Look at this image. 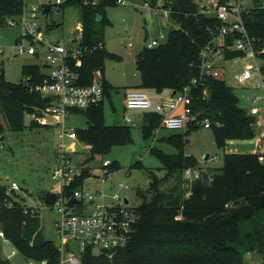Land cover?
Masks as SVG:
<instances>
[{"label":"trees","instance_id":"obj_1","mask_svg":"<svg viewBox=\"0 0 264 264\" xmlns=\"http://www.w3.org/2000/svg\"><path fill=\"white\" fill-rule=\"evenodd\" d=\"M228 1L219 0V3ZM115 5H119L117 0H67L59 5L61 12L66 7L80 10L82 32L78 46L87 53L78 61H69L79 75V84L90 86L99 73L105 95L100 106L77 112L87 117L88 127L76 131L79 139L90 148V157L82 162V178L65 189L67 197L81 190L91 176L87 167L89 161L116 143L132 141L128 127L105 123V103L115 88L104 78L105 61L121 60L106 49L105 42L106 7ZM151 5L171 9L170 17L180 28L169 32L166 43L155 48L145 46L137 54L140 89L156 94L180 93L189 86L186 108L198 119L197 123L189 125L192 127L189 131L200 129L201 122L206 119L219 123L220 127L213 129L216 143L224 151V165L217 169L206 168L202 178L192 183L188 189L191 195L186 197L188 190L183 187V173L188 168H199L196 157L186 154L189 131L167 139L177 148L176 154L169 155L153 148L151 151L159 158L165 176L157 178L145 169L151 175L150 186L146 193L140 194L141 203L137 208L140 220L130 244L113 258L89 246L81 252V264H247L233 244L244 239L250 250L258 247L264 254V224L255 220L258 214L264 213V164L259 161L258 154L232 153L228 147L232 141H250L256 137L257 116L240 106V98L227 84L222 70L218 77H207L192 85V80L201 74V53L218 38L222 23L215 16L204 13L199 0H163L162 3L152 0ZM44 8L49 10L48 16L52 15L50 6ZM25 9V0H0V29L8 19L21 16ZM243 19L249 35L257 40L258 57L264 60V0L249 9ZM59 26L61 24L55 21L46 25L48 32ZM232 41V37H227L226 47L231 46ZM76 43L77 38L72 39V45ZM224 57L229 61L245 57V54L226 49ZM45 69V65L24 66L19 84L8 82L4 72L0 74V137L6 131L3 119L11 132L21 133L26 129V115L31 116L36 107L48 105L49 100L33 90L43 84L47 75ZM161 123L159 114H145V135L159 129ZM29 127L41 125L32 121ZM136 167L144 169L141 162H137ZM117 169L116 165L114 170ZM58 190V186H54L53 191ZM18 198L15 191L9 193L8 188L0 185V203L6 199L14 202L11 208L0 207V232L14 249L32 262L60 264L61 249L56 242L42 238L40 216L25 214L24 204ZM179 217L182 220H178ZM250 221L255 223V229L243 235L241 224ZM0 264H11L3 254L1 237Z\"/></svg>","mask_w":264,"mask_h":264},{"label":"rangeland","instance_id":"obj_2","mask_svg":"<svg viewBox=\"0 0 264 264\" xmlns=\"http://www.w3.org/2000/svg\"><path fill=\"white\" fill-rule=\"evenodd\" d=\"M66 1L64 0V2ZM162 1L159 0V3ZM127 2V4L106 7V49L121 57V60L107 59L105 61L104 78L115 87L111 90L110 98H107L105 103V123L108 126H114V115L117 114L120 118V126L129 128L132 141L126 144L116 143L105 153L96 155L93 160L89 161L87 167L90 169L91 176L85 180L81 189L92 193H104L107 196V203H113L112 197L120 195L123 199L129 200L132 206L138 207L141 203L140 194L146 193L150 186L151 178L146 170L152 172L157 178L165 176V172L161 170L162 164L159 158L151 150L156 148L169 155L176 154L177 148L167 139L177 134H184L192 127H187L185 130H169L160 127L151 134L145 135L143 120L146 112L125 109L126 94L139 91L141 85V75L136 65L137 54L152 40L158 38L160 32L163 31L166 34V39H159L160 42L166 43L169 32L180 28V25L170 16L167 18L157 17L154 15V11L143 7L146 2L151 3L152 0H127ZM25 3L27 9L39 7L41 11L44 6H50L52 15L45 17L41 14L43 29H46L47 23L52 24L53 21L61 26L45 33V38L49 42L60 41L65 44L66 41L70 42V39L79 37L77 28L80 21L79 8L66 7L61 12V6L56 4L57 0H25ZM240 3L245 8H254L257 4L263 3V0H240ZM148 15L152 16L151 20L147 19ZM10 21L11 19H8L5 27L0 29V50H2L0 53V74L4 72L8 82L19 84L23 79V67L26 65L44 66L45 54L44 50L40 48L41 61L35 56L18 54L17 47L22 44L27 45L29 42L22 37L20 27L11 26ZM129 44L132 46L130 47ZM248 64L261 66L264 65V60L255 61L247 57L229 60L226 62L224 75L227 84L236 90L240 98V106L247 111L260 110L264 108V90L256 89L260 77L255 76L254 80L250 82L254 91L245 90L244 94L247 99L241 98L244 89L236 79ZM146 92L152 97L156 95L152 91ZM255 96L259 98L256 104L250 101ZM261 113L264 119V109ZM127 117L131 119L130 122H127ZM3 121L6 125V140L0 142V185L9 187L13 182L17 183L20 187V190L16 191V194L20 196L17 200L28 206L40 207L42 238L46 241L57 242L59 236L55 225L60 215L57 211L44 205L43 196L48 191L55 192L53 186L56 181L53 178V173L59 165L57 149L60 142L58 136L60 129L42 125L38 128H30L32 118L30 115H26V129L21 133H13L7 127L4 119ZM67 126L73 129H86L87 117L84 114L75 113L67 121ZM263 133L264 130L260 131L250 142H230L229 148L233 151L257 149ZM261 138L263 139L262 146L257 152H264V137ZM186 139V154L196 157L199 168L217 169L223 167L224 151L216 143L213 128L202 126L198 130H191L187 133ZM79 144L77 153L71 155L74 163H82L90 157L89 147L80 139ZM229 148L228 151H230ZM206 156H209V159H206ZM213 157H216L217 161H213ZM106 160H109L113 165L104 168L103 162ZM137 162H141L144 169L136 167ZM116 165L118 169L114 170ZM106 174H108L107 177H105ZM94 176H99L100 179H96ZM103 181L112 184V187L104 189ZM119 183H124L126 187L119 188ZM99 202L101 201L99 200ZM74 211L77 214L91 213V210H83L81 205L76 206ZM256 218H259L258 223L264 224V213ZM254 229L253 221L241 225L243 235L254 231ZM233 245L240 250L247 264H264V254L259 251L258 247L250 250L244 239ZM70 248V254L74 257L80 256L79 242H72ZM11 250L12 247H7L5 254L10 253ZM94 251L97 252V249ZM31 263V260L17 250L11 260V264Z\"/></svg>","mask_w":264,"mask_h":264},{"label":"built area","instance_id":"obj_3","mask_svg":"<svg viewBox=\"0 0 264 264\" xmlns=\"http://www.w3.org/2000/svg\"><path fill=\"white\" fill-rule=\"evenodd\" d=\"M118 4H127V0H117ZM203 12L207 15L215 16L222 26L219 30L218 38L207 45L202 51L201 58V74L200 77L192 80V85H197L200 80L207 77H218L220 75L219 60L224 57L225 50L241 52L245 57L251 58L255 61L261 60L255 50L256 39L252 38L246 25L244 23L243 15L251 8H245L240 0H230L226 4H220L219 0H199ZM64 0H57V5H62ZM87 4V2H86ZM96 4V1L93 2ZM143 7L154 11V15L161 16V13L171 14V9H165L162 6L153 7L151 3L146 2ZM47 11V12H45ZM49 10L46 8L41 11L39 7L25 9L24 13L14 19H11L9 24L11 26H19L22 32V37L28 40L27 45H20L17 47L18 54H28L35 56L41 61L40 48L44 50L45 72L46 78L43 84L35 87L36 92L42 95L43 98L49 100L45 107H36L31 114L32 121L42 125L59 128V139L57 149V158L59 165L53 173V178L56 181L54 186H58L59 198L57 202L51 206L53 210L60 215L55 227L58 238L61 239L62 245L60 247L62 252V259L60 264H81L82 255L74 257L70 254V244L74 241L79 242L81 252L87 247L91 246L99 252H104L110 258L120 250L125 249L131 242L135 227L137 226L140 215L137 210L138 207L132 206L130 201L125 202L120 195L112 197L113 203L106 202V195L101 192L92 193L89 191L76 190L73 196L67 197L65 189L71 184L82 178V163H74L71 155L77 153V146L79 145V137L76 129L67 126L68 119L75 113L86 111L91 108L100 106L104 100V90L101 83L100 74L99 80L96 76L90 86H82L79 84V75L73 70L69 61L80 60L85 57L87 51L79 48L78 41L81 38L82 25L79 22L77 43L72 45V39L65 44L60 41L49 42L45 38L46 29L42 27V15L48 16ZM42 14V15H41ZM227 37L233 38V44L226 47ZM166 39V34L160 32L159 37L152 40L147 47L155 48L160 46V40ZM131 47L132 45L129 44ZM2 50H0V53ZM264 52V51H263ZM262 68L264 65L248 64L243 72L236 77L238 83L242 86H247L252 82L255 76L260 77V82L256 86L258 90H264V79L262 78ZM190 94V87L187 86L182 92L167 100L155 103L151 97L145 92L134 91L126 95L125 109L127 111H145L146 113H157L162 118L161 127L169 130H185L190 124L198 122L196 116H191L186 108L188 96ZM244 95H241L243 98ZM259 98L254 97L253 103H258ZM184 106L183 110H178ZM178 112V113H177ZM259 109H252L251 114L257 116ZM130 122L129 117L126 118ZM204 128L220 127L219 123H212L209 119L201 122ZM264 137V133L261 134ZM260 137L257 150L262 146V138ZM67 140L72 141L70 145ZM259 161L264 164V152H257ZM217 161L216 157L212 158ZM112 163L109 160L103 162L104 168H109ZM205 169L202 168H188L183 173L184 189L188 190L194 181L202 178ZM104 182V189H106V182ZM119 188L124 189L126 185L119 183ZM9 193L20 190L17 183L13 182L9 187ZM191 192L188 190L185 194L189 197ZM71 199L78 200L72 208L68 206ZM99 200L101 202H99ZM45 205V204H44ZM81 205L83 210L90 211L89 214H77L74 210L76 206ZM13 207L14 202L6 199L0 207ZM46 206V205H45ZM24 213L31 216L40 215L39 206H28L24 204ZM178 220H182L179 217ZM2 239L3 254L8 260L16 254V249L11 246L10 241L5 237L3 232H0ZM7 247H12L10 253L5 254ZM31 264H37L32 262ZM41 264H47L42 262Z\"/></svg>","mask_w":264,"mask_h":264},{"label":"crops","instance_id":"obj_4","mask_svg":"<svg viewBox=\"0 0 264 264\" xmlns=\"http://www.w3.org/2000/svg\"><path fill=\"white\" fill-rule=\"evenodd\" d=\"M161 16H163V17H165V18H167L168 16H170L169 14H165V13H162L161 14ZM160 16V17H161ZM151 17L152 16H150V15H148L147 16V19L148 20H151ZM80 22V21H79ZM67 42V41H66ZM228 60H226L225 58H221L220 60H219V62H218V64H219V68H220V70H222L223 72H224V70H226V62H227ZM263 66V65H262ZM243 72V71H242ZM241 72V73H242ZM240 73V74H241ZM240 74H238V75H240ZM237 75V76H238ZM262 78H264V75H262ZM251 83H249L246 87L245 86H242V85H240V86H242L243 87V89H244V91L242 92L243 94L242 95H244V97L242 98V99H245L246 98V95L244 94V92H245V90H250V91H254L255 89H253V88H251V85H250ZM258 90V89H257ZM139 91H141V92H145L149 97H151L152 98V100L155 102V103H158V102H161V101H163V100H167V99H169V98H171L172 97V93H169V92H165V93H163V94H156V95H154V97H152L150 94H148L146 91H143V90H141V89H139ZM129 93V92H128ZM127 93V94H128ZM126 94V95H127ZM256 97V96H255ZM247 99V98H246ZM250 100V99H249ZM250 101H252L253 102V98L250 100ZM183 108H184V106H182L179 110H178V112H180V111H182L183 110ZM264 109V108H263ZM263 109H260L259 110V113H258V115H257V119H258V124H257V134L258 133H260V131H262V130H264V119H263V117H262V110ZM177 112V113H178ZM248 113L249 114H251V110L250 111H248ZM77 114V113H76ZM147 114V113H146ZM69 120V119H68ZM144 120H145V117H144ZM144 120H143V125H144ZM87 127H88V125H87ZM233 142V141H232ZM250 142V141H249ZM68 143L71 145L72 144V141H70V140H68ZM231 143H229V145H230ZM80 145V144H79ZM229 148V147H228ZM229 152H232V153H239V154H256L257 153V149H253V150H251V151H242V150H231L230 148H229ZM89 151H90V148H89ZM107 184H110V183H107ZM54 187V186H53ZM112 187V184H110V188ZM109 189V188H108ZM263 213H261V215H262ZM258 215H260V214H258ZM257 215V216H258ZM256 216V217H257ZM255 220H256V222H259V218H255ZM243 224V223H242ZM241 224V225H242ZM242 231V230H241ZM249 233V232H248Z\"/></svg>","mask_w":264,"mask_h":264},{"label":"water","instance_id":"obj_5","mask_svg":"<svg viewBox=\"0 0 264 264\" xmlns=\"http://www.w3.org/2000/svg\"><path fill=\"white\" fill-rule=\"evenodd\" d=\"M45 12H47V11H45ZM96 78H97V80H99V76H98V75L96 76ZM176 94H177L176 92H173V93H172V96H175ZM114 118H115V125H118V124L120 123V118H119V116H118L117 114H115V115H114ZM5 140H6V136H5V135H3V136L0 137V142H5ZM206 159H209V156H206ZM82 166H83V164H82ZM94 178H96V179H100L99 176H94ZM149 178H151V175H149ZM105 187H106V188H110V184H106ZM4 188L7 189L8 186L5 185ZM58 198H59L58 194H56L55 192H52V191H48V192L45 194V197H44V204H45L46 206H48V207H51V206H53V205L57 202ZM125 202L128 203V200L126 199ZM78 203H79L78 200H76V199H71V200L69 201V203H68V206H69L70 208H72L75 204H78ZM61 245H62L61 239L58 238V240H57V242H56V246H57L58 248H60Z\"/></svg>","mask_w":264,"mask_h":264}]
</instances>
